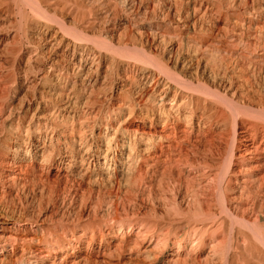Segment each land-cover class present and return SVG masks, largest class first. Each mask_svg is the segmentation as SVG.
<instances>
[{"label": "bare ground", "instance_id": "6f19581e", "mask_svg": "<svg viewBox=\"0 0 264 264\" xmlns=\"http://www.w3.org/2000/svg\"><path fill=\"white\" fill-rule=\"evenodd\" d=\"M249 1L0 0V264H264Z\"/></svg>", "mask_w": 264, "mask_h": 264}, {"label": "rangeland", "instance_id": "374dc122", "mask_svg": "<svg viewBox=\"0 0 264 264\" xmlns=\"http://www.w3.org/2000/svg\"><path fill=\"white\" fill-rule=\"evenodd\" d=\"M228 1H231V0H228ZM249 0H238V4H240L239 6H240V8L242 9V7H244V4L246 3V2H248ZM250 2V1H249ZM96 7L98 6V5H100V4H98V3H95L94 4ZM102 11V9H100V12ZM251 12V11H250ZM264 20V12H263V15H261L258 19H257V22H262ZM219 24V23H218ZM119 39L120 40H122V41H128L129 40V37H128V35H126V34H123L122 36H119ZM191 56V55H190Z\"/></svg>", "mask_w": 264, "mask_h": 264}]
</instances>
